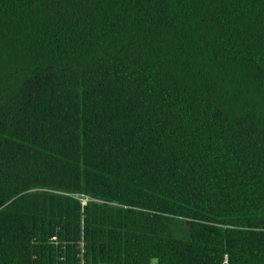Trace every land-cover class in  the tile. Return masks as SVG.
I'll use <instances>...</instances> for the list:
<instances>
[{
  "label": "trees",
  "instance_id": "1",
  "mask_svg": "<svg viewBox=\"0 0 264 264\" xmlns=\"http://www.w3.org/2000/svg\"><path fill=\"white\" fill-rule=\"evenodd\" d=\"M152 260L264 264V0H0V264Z\"/></svg>",
  "mask_w": 264,
  "mask_h": 264
},
{
  "label": "built area",
  "instance_id": "2",
  "mask_svg": "<svg viewBox=\"0 0 264 264\" xmlns=\"http://www.w3.org/2000/svg\"><path fill=\"white\" fill-rule=\"evenodd\" d=\"M82 202L84 203L85 202V199H83ZM149 264H158V262L156 260H152V261H150Z\"/></svg>",
  "mask_w": 264,
  "mask_h": 264
}]
</instances>
